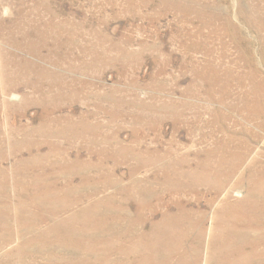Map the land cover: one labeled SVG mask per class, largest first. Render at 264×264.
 I'll return each mask as SVG.
<instances>
[{"label":"rangeland","instance_id":"1","mask_svg":"<svg viewBox=\"0 0 264 264\" xmlns=\"http://www.w3.org/2000/svg\"><path fill=\"white\" fill-rule=\"evenodd\" d=\"M225 251L264 264V0H0V264Z\"/></svg>","mask_w":264,"mask_h":264},{"label":"bare ground","instance_id":"2","mask_svg":"<svg viewBox=\"0 0 264 264\" xmlns=\"http://www.w3.org/2000/svg\"><path fill=\"white\" fill-rule=\"evenodd\" d=\"M241 5V4H240ZM191 7V6H190ZM244 7V6H243ZM242 9V8H241ZM252 9V8H251ZM245 11V10H244ZM198 12V11H197ZM241 13H243V12H241ZM246 14V13H245ZM246 16V15H245ZM241 17V16H240ZM223 18V17H222ZM227 18V17H226ZM248 18V17H247ZM251 18V17H250ZM253 18V17H252ZM209 19V18H208ZM260 19V18H259ZM255 20V19H254ZM262 20V19H261ZM253 21V20H252ZM261 22V21H260ZM263 251V250H262ZM94 252V251H93ZM105 252V251H104ZM109 252V251H108ZM108 252H106L105 254H107ZM113 252V251H112ZM103 253V252H102ZM111 253V252H110ZM240 254H242V252L240 253ZM109 255V254H108ZM112 255V254H111ZM107 256V255H106ZM114 256V255H113ZM105 257V256H104ZM103 257V258H104ZM108 257V256H107ZM110 257V256H109ZM237 257V256H236ZM88 259V258H87ZM97 259V258H96ZM95 259V260H96ZM100 259V258H99ZM101 259H102V257H101ZM101 259H100V261H101ZM243 259H245L246 260V258H239V259H237V260H235L234 258H231L230 256H229V254L227 253V251H225L224 253L223 252H218V253H216V259H215V264H244L243 263ZM107 260H108V258H107ZM107 260H106V264H108L107 263ZM105 261V260H104ZM109 261V260H108ZM101 262H103V261H101ZM214 262V261H213ZM237 262V263H236ZM242 262V263H241ZM104 264V263H103ZM110 264V263H109ZM137 264H141V262L140 263H137Z\"/></svg>","mask_w":264,"mask_h":264}]
</instances>
